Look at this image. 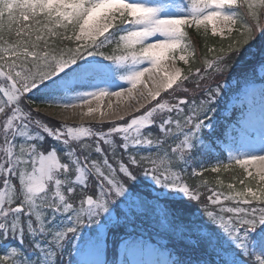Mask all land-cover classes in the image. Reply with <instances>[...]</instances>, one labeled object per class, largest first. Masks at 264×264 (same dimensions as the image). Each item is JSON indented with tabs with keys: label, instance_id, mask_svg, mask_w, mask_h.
<instances>
[{
	"label": "snow or ice",
	"instance_id": "1",
	"mask_svg": "<svg viewBox=\"0 0 264 264\" xmlns=\"http://www.w3.org/2000/svg\"><path fill=\"white\" fill-rule=\"evenodd\" d=\"M258 38L264 0H0V264H264Z\"/></svg>",
	"mask_w": 264,
	"mask_h": 264
},
{
	"label": "trees",
	"instance_id": "2",
	"mask_svg": "<svg viewBox=\"0 0 264 264\" xmlns=\"http://www.w3.org/2000/svg\"><path fill=\"white\" fill-rule=\"evenodd\" d=\"M262 43H264V42H262L258 38L256 41L253 42V46L258 51L260 49ZM253 63H254V61H248L242 65H238L237 69L235 70V74L237 76H239L241 73L247 72ZM227 102H228V98L226 97V103ZM230 175H231L230 173L224 174V176L222 178L225 180V182H228ZM146 239H148V238L146 237ZM149 243L153 244V247L156 249V251H153L152 256L146 260L144 259L143 261L147 262V264H151V262H154V261H161L162 262L164 259L167 258L165 255V249L161 246L163 244L162 240H158L157 238L153 237V238L149 239ZM114 258L117 259L116 250L114 248H110V250L108 252V259L113 260Z\"/></svg>",
	"mask_w": 264,
	"mask_h": 264
},
{
	"label": "rangeland",
	"instance_id": "3",
	"mask_svg": "<svg viewBox=\"0 0 264 264\" xmlns=\"http://www.w3.org/2000/svg\"><path fill=\"white\" fill-rule=\"evenodd\" d=\"M259 86H260L259 83H257L256 87L259 88ZM258 106H259V97L257 96L256 97V107H258ZM162 242L164 243V241H162ZM152 253H153V251H149V250L146 249L143 253L135 256L134 258L135 259H140V260H144V259L146 260V259H148L149 257L152 256Z\"/></svg>",
	"mask_w": 264,
	"mask_h": 264
},
{
	"label": "bare ground",
	"instance_id": "4",
	"mask_svg": "<svg viewBox=\"0 0 264 264\" xmlns=\"http://www.w3.org/2000/svg\"><path fill=\"white\" fill-rule=\"evenodd\" d=\"M259 108V106L257 107V109Z\"/></svg>",
	"mask_w": 264,
	"mask_h": 264
}]
</instances>
